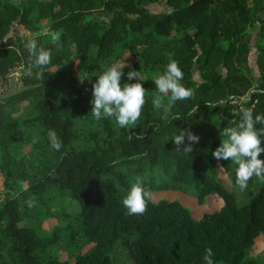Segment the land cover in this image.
Instances as JSON below:
<instances>
[{
    "label": "trees",
    "instance_id": "obj_1",
    "mask_svg": "<svg viewBox=\"0 0 264 264\" xmlns=\"http://www.w3.org/2000/svg\"><path fill=\"white\" fill-rule=\"evenodd\" d=\"M156 4L165 11H152ZM251 4L0 0V80L22 67L19 91L0 100V175L5 173L0 264H115L110 252L116 244L127 251L131 264H204L207 248L214 264H264V253L248 257L255 240L264 236V180L254 198L236 206L228 187L236 182L232 161L218 162L212 156L227 139L223 129L241 122L242 109H250L253 118L264 115V21L256 33L253 69L247 38L264 5L261 0ZM15 26L26 32L21 39L10 34ZM57 31L58 45L51 40ZM32 39L37 48L52 50L43 80L36 78L40 69L32 67L35 57L27 49ZM125 53L131 66L124 69L121 86L138 82L129 81L127 73L140 71L148 93L137 124L122 129L114 118H93L92 85L97 77L83 82L79 78L99 75L122 62ZM169 54L179 61L182 83L195 94L165 114L153 107L151 93L157 91L154 78L164 71ZM239 84L252 90L235 105ZM22 108V117L16 116ZM176 115L181 119H174ZM49 129L60 137V151L50 147ZM180 130L199 137L198 143H191V153L183 152L190 144L187 138L181 151L175 150L172 137ZM11 153L16 155L12 163ZM259 158L264 160V153ZM136 176L152 193L175 191L195 200L201 217L194 218L179 201L165 199L149 201L143 215H129L122 200ZM29 198L35 200L31 208ZM65 198L77 203L79 211L62 223L68 216ZM212 198L222 201L217 209L208 205ZM26 218L35 219L36 227L24 226ZM46 220L56 223L45 228ZM78 238L93 247L66 260L46 254L58 242L72 244Z\"/></svg>",
    "mask_w": 264,
    "mask_h": 264
},
{
    "label": "clouds",
    "instance_id": "obj_2",
    "mask_svg": "<svg viewBox=\"0 0 264 264\" xmlns=\"http://www.w3.org/2000/svg\"><path fill=\"white\" fill-rule=\"evenodd\" d=\"M61 33L59 31L52 34V43L59 44ZM30 56L35 57L32 67L40 69L35 73L38 80L44 79L43 69L51 63L52 50L44 47L37 48L35 39L27 44ZM125 67H130L125 62H114L107 70L99 75H89L86 78H79L81 82L85 79H91L96 76L97 80L92 85L91 115L97 121L104 118H114L119 128H128L136 125L141 117L142 109L145 105V97L148 91L143 87L140 71L131 70L127 73L129 81H138L136 83H125L121 86V78L125 75ZM29 75L32 74L29 69ZM184 73L179 66V61L172 58L169 54V63L162 73H157L154 78V84L157 91L151 93L152 105L157 110H163L165 114L169 113L177 101L191 99L195 92L194 89L187 88L182 83ZM167 97V102H165ZM231 99V98H230ZM193 111H197L193 109ZM176 120L181 117L176 115ZM256 124H264V115H256L250 109H242V120L237 127H225L223 135L227 139L222 140L212 156L219 162L220 160H231L237 165L236 184L243 191L248 186V181L253 177L264 180V160L260 159L264 153V128L257 129ZM50 147L60 151L63 144L57 132L49 129L47 132ZM185 138L190 144L184 147L183 152L191 153V143H198L199 137L190 130H180L178 135H174L172 140L176 146V151H181L180 146L184 145ZM38 138L33 139L37 143ZM152 191L144 187V179L136 176L131 183L129 191L122 200V204L129 215H143L147 211L148 202L152 199ZM29 208L35 206V200L29 198L26 201ZM213 252L211 248L205 250L203 256L204 264H214L212 259Z\"/></svg>",
    "mask_w": 264,
    "mask_h": 264
},
{
    "label": "rangeland",
    "instance_id": "obj_3",
    "mask_svg": "<svg viewBox=\"0 0 264 264\" xmlns=\"http://www.w3.org/2000/svg\"><path fill=\"white\" fill-rule=\"evenodd\" d=\"M253 2L254 0H248L249 5H252L251 3ZM261 4H262L261 6L263 7L264 0H261ZM151 10L154 12H164L165 8L163 7V5L156 4L151 7ZM254 21L255 22L253 26L251 27V30H249L248 36H247V38L250 39L249 41L250 43L249 45V48H250L249 66L252 69L255 67V60H256V53H255V42L257 41L256 33L258 32V29H259V22L264 21V9H261L257 13ZM44 31H47V30L45 29ZM10 34L11 36H13L15 39L18 40V39H21V37H23L26 34V32L21 27L15 26L12 28ZM122 62H125L127 65L131 66V60L127 53L124 54ZM125 68H128V67H125ZM19 71L16 72V74H12V71H11V74L9 76H7L4 80H0V100L13 92L19 91L20 89V86L18 84V81L20 79ZM194 76L196 79H198L197 72H195ZM234 90L239 91L238 100L235 99V101L233 102V104L238 105L239 104L238 102H242L248 98V94L252 90V87L246 84L245 85L239 84L235 86ZM22 105L25 106V103H23ZM23 113H24V109L21 110L19 114L16 116L22 117ZM221 115L225 116L224 113ZM15 156H16L15 153H11V159L9 160L10 163L13 162V158ZM36 166H38L37 163H36ZM27 167H28V163L24 165V169ZM231 167L233 170L232 171L233 175L236 176V169L238 166L231 162ZM4 176H5V173H1L0 190H2V183L4 181L3 180ZM227 185L229 184L227 183ZM262 185H263V180L253 176L248 181L247 188L243 191L237 186L236 182L229 185L228 187L230 188V191L234 194L236 206L240 207L246 204L247 202H249L252 198H254V196H256V194L258 193ZM152 194L153 195H152L151 202L153 203H156L163 199L169 200V201H179L182 205L192 210V214L194 218L199 219L202 215V210L196 204L195 200H192L190 197L180 192L162 191V192H156ZM221 203L222 201L217 198H212L208 200V205L211 209H217L221 205ZM64 205H65L64 211L68 216L67 217L65 216L64 219L61 220L62 223H66L68 217L75 216L79 211L77 203H75L74 201H71L68 198L64 199ZM55 223L56 222L53 220H46L43 226L46 228V227H50L54 225ZM22 224L26 227L27 226L36 227L37 222L35 221V219L26 218L23 220ZM92 247H93V244H87L84 242L83 239L78 238V240L72 244H67L66 242H58L56 245L49 247L46 250V254L51 257H58L60 260H66V259H69L70 256L84 254L87 251H89ZM261 253H264V236L263 237L261 236L255 240V244L248 252V257L256 258ZM110 255H111V259L113 263L115 264H131V259L129 258L127 251L119 244H116L113 246V248L111 249Z\"/></svg>",
    "mask_w": 264,
    "mask_h": 264
},
{
    "label": "built area",
    "instance_id": "obj_4",
    "mask_svg": "<svg viewBox=\"0 0 264 264\" xmlns=\"http://www.w3.org/2000/svg\"><path fill=\"white\" fill-rule=\"evenodd\" d=\"M21 66H18V67H16V68H14L13 70H12V74H16V72H18L19 70H21Z\"/></svg>",
    "mask_w": 264,
    "mask_h": 264
}]
</instances>
